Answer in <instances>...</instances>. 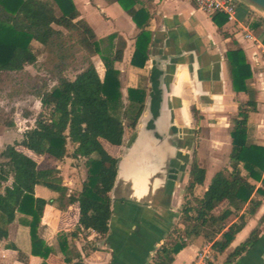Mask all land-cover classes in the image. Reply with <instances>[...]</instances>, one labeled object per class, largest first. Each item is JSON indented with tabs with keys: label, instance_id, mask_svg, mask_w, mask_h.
Listing matches in <instances>:
<instances>
[{
	"label": "trees",
	"instance_id": "trees-1",
	"mask_svg": "<svg viewBox=\"0 0 264 264\" xmlns=\"http://www.w3.org/2000/svg\"><path fill=\"white\" fill-rule=\"evenodd\" d=\"M106 1L118 3L139 29L131 65L144 68L151 44V33L146 30L150 14L140 0ZM53 2L59 14L44 0H0V73H17L35 65L42 49L60 34L53 25L71 34L72 41L66 47L70 56L86 55L84 68L74 79L60 76L53 86L38 95L42 109L33 127L24 133L19 143L7 145L0 153V242L8 237V226L19 216V223L29 229L31 254L42 258L46 264L49 256L55 253L39 235L48 204L35 195V188L40 186L69 195L71 203L78 204L77 226L70 233L58 235V246L65 263L83 264L81 255L70 248L68 238H78L89 230L104 237L110 231V192L116 181L119 160L104 149L101 140L114 146L123 144L126 128H134L142 115L147 93L142 88L129 89L127 103H124L120 71L115 64L123 58L125 41L119 38L116 47L103 49L92 28L78 19L79 12L72 0ZM213 21L222 27L227 18L215 14ZM251 27L264 45V19L258 18ZM96 55L105 67L103 78L91 61ZM227 61L234 92L247 97L246 102L239 104L232 120L229 165L212 177L202 194H197L195 189L204 185L206 170L194 160L189 195L181 211L186 225L172 231L148 264H172L187 240L198 238L211 245L216 257L225 254L262 205L257 196L264 197V146L248 139L249 114L257 111L255 91L251 86L252 70L241 49L228 52ZM157 76V72L152 74L154 85H157ZM155 93L152 101L157 104L160 100L157 88ZM70 145L72 153L68 151ZM18 146L56 164L40 168L29 156L32 154L21 152ZM66 158L82 164L85 169L80 190L70 191L64 185L59 163ZM260 236L261 230L257 227L227 255L224 264L236 262L258 244ZM6 248L16 250L12 244ZM99 249V245L84 247L86 253Z\"/></svg>",
	"mask_w": 264,
	"mask_h": 264
},
{
	"label": "crops",
	"instance_id": "crops-1",
	"mask_svg": "<svg viewBox=\"0 0 264 264\" xmlns=\"http://www.w3.org/2000/svg\"><path fill=\"white\" fill-rule=\"evenodd\" d=\"M72 1L79 12L78 19L92 28L103 49L116 47L119 38L125 41L123 58L115 64L120 71L124 103H127L129 89H145L147 98L136 126L126 128L122 145L109 152L104 146L105 140H101L104 149L119 160L116 181L110 192L112 217L109 233L101 237L89 230L78 238H68V244L81 255L83 264H148L172 231L186 225L181 219V211L189 195L185 191H188L194 160L206 170L204 185L198 187L203 191L212 177L229 165L232 120L238 113L239 104L246 102L247 98L232 88L227 61L230 51L241 49L252 70L251 86L255 91L257 111L249 114L248 139L264 146V45L251 27L255 20L264 19V16L248 5H242L237 11L236 21H229L222 14L227 22L219 27L213 21L214 15L199 9L194 0H140L151 16L146 28L151 33V44L146 66L137 68L131 65V59L139 29L122 7L106 0ZM91 61L103 78L105 67L100 56H92ZM154 72L158 73L157 85L152 82ZM155 88L159 96L163 94L161 109L164 121L168 128L174 129L170 132V143L182 145L181 159L171 168L173 183L166 198L163 196L166 185L163 142L148 140L146 149L136 156L129 155L127 148L135 134L139 138L146 133L152 112L158 110L160 100L157 104L152 101ZM202 127H209L205 152L196 148L197 133ZM30 128L26 125V131ZM26 131L21 129L23 135ZM154 144L158 151L155 149L153 152L149 148ZM19 147L18 150L27 155L30 152L33 159L34 156L46 158L49 165L43 168L56 164L47 157ZM67 159L71 158L59 163L63 178L61 166H65ZM207 176L210 179L206 182ZM66 180L69 183L66 184L64 179V185L70 191L80 190L82 183L77 185L73 179ZM35 195L48 202L39 235L55 253L45 263L67 264L58 246V235L76 228L78 204L71 203L69 195L40 186L35 188ZM257 199L262 202L260 209L237 234L225 254L216 257L211 245L204 244L201 238L187 240L185 248L174 256L172 264H192L201 250L210 253L213 264H224L227 255L257 227L261 230L260 241L233 264H264V197L257 196ZM18 219L8 226V237L0 242V264H43L42 258L31 254L29 229ZM8 244L14 245L16 250L6 248ZM87 245H99L100 249L86 253L84 247Z\"/></svg>",
	"mask_w": 264,
	"mask_h": 264
},
{
	"label": "rangeland",
	"instance_id": "rangeland-1",
	"mask_svg": "<svg viewBox=\"0 0 264 264\" xmlns=\"http://www.w3.org/2000/svg\"><path fill=\"white\" fill-rule=\"evenodd\" d=\"M44 1L51 4L54 10L59 13L53 0ZM53 27L60 34L51 44L42 49L40 59L35 65L22 72L0 74V153L7 145L19 143L22 140L21 129L26 131V125L28 128L33 127L35 119L42 109L38 95L55 84L58 77L65 76L74 79L76 74L84 68V58L86 57L84 53L70 56L66 52V47L72 41L71 34L57 25ZM197 134L199 139L196 140V148L199 147L202 151L204 149L205 152L209 127H202ZM104 146L107 151L114 152L113 147L115 146L112 144L104 141ZM68 151L72 153L71 145L68 147ZM34 157L40 168L49 165L46 158ZM0 161H2L1 158ZM61 167L64 171L66 184L69 183L66 179H73L77 185L82 183V179L85 177V169L82 164L77 165L73 159H67L65 166ZM209 179L210 177L207 176L206 182ZM202 191L201 188L195 189L196 193H202ZM186 193H189L187 189Z\"/></svg>",
	"mask_w": 264,
	"mask_h": 264
},
{
	"label": "flooded vegetation",
	"instance_id": "flooded-vegetation-1",
	"mask_svg": "<svg viewBox=\"0 0 264 264\" xmlns=\"http://www.w3.org/2000/svg\"><path fill=\"white\" fill-rule=\"evenodd\" d=\"M162 101H163V94H160V102L158 110L152 112V118L147 123V128L145 130L146 133L138 138V134L134 135L130 143H127V148L130 150L128 153L131 156H136L139 153H142L143 150L146 149V142L148 140L156 142V141H162L163 142V156H165L163 160V168L166 169V185L164 188L163 196H166L169 194V190L173 183V176L170 174L172 171L171 168L176 165L178 161L181 159V152L180 149L182 148V145L178 144H171V130H174L173 128H168L166 122L164 121V112L162 111ZM162 106V107H161ZM156 140V141H155ZM151 151L155 152L158 151L155 148V144L149 147ZM156 149V150H155ZM155 150V151H154ZM136 152V153H135ZM174 156L172 159L171 157ZM166 157L168 159H166ZM168 171V173H167Z\"/></svg>",
	"mask_w": 264,
	"mask_h": 264
},
{
	"label": "built area",
	"instance_id": "built-area-1",
	"mask_svg": "<svg viewBox=\"0 0 264 264\" xmlns=\"http://www.w3.org/2000/svg\"><path fill=\"white\" fill-rule=\"evenodd\" d=\"M194 2L204 12L210 15L224 14L229 21H236L238 9L242 5H247L239 0H194ZM251 8L253 9V7ZM211 261L210 253L206 250H201L197 253L195 261L192 264H209Z\"/></svg>",
	"mask_w": 264,
	"mask_h": 264
},
{
	"label": "water",
	"instance_id": "water-1",
	"mask_svg": "<svg viewBox=\"0 0 264 264\" xmlns=\"http://www.w3.org/2000/svg\"><path fill=\"white\" fill-rule=\"evenodd\" d=\"M245 4L264 12V0H239Z\"/></svg>",
	"mask_w": 264,
	"mask_h": 264
},
{
	"label": "bare ground",
	"instance_id": "bare-ground-1",
	"mask_svg": "<svg viewBox=\"0 0 264 264\" xmlns=\"http://www.w3.org/2000/svg\"><path fill=\"white\" fill-rule=\"evenodd\" d=\"M253 9L256 10L258 13H260V14H262L264 16V12L263 11H260V10H258L256 8H254V7H253Z\"/></svg>",
	"mask_w": 264,
	"mask_h": 264
}]
</instances>
